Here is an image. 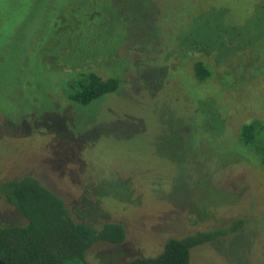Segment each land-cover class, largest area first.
I'll list each match as a JSON object with an SVG mask.
<instances>
[{"label": "rangeland", "instance_id": "374dc122", "mask_svg": "<svg viewBox=\"0 0 264 264\" xmlns=\"http://www.w3.org/2000/svg\"><path fill=\"white\" fill-rule=\"evenodd\" d=\"M113 5L0 0V183L34 176L65 201L75 220L123 224L126 240L94 244L87 252L92 263L156 256L169 238L245 219L241 230L193 247L190 264H264V163L237 142L242 124L264 120V0ZM160 35L165 48L145 63L150 56L139 46ZM192 43L205 50L188 51ZM214 46L219 66L211 64L214 50L206 51ZM77 53L98 61L73 68ZM131 56L135 72L127 67ZM198 60L212 67L205 82L192 67ZM87 72L120 76L123 87L88 106L70 101L64 84ZM182 101L227 119L203 130L206 141H213L210 132L220 137L211 163L215 185L195 184L201 172L213 173L210 162L207 169L191 162L181 178L178 149L195 147L180 132L189 122ZM204 116L197 114L198 130L207 124ZM25 222L0 191V225Z\"/></svg>", "mask_w": 264, "mask_h": 264}, {"label": "trees", "instance_id": "16d2710c", "mask_svg": "<svg viewBox=\"0 0 264 264\" xmlns=\"http://www.w3.org/2000/svg\"><path fill=\"white\" fill-rule=\"evenodd\" d=\"M113 1L114 0H111L112 5ZM113 6L114 8L116 7L115 5ZM124 7L126 11H124ZM121 8H123L124 12H128L129 10L127 6H124V3H122ZM150 19L151 17L145 16V20L148 22L147 26L151 27L154 21H150ZM154 26L151 28L153 32L155 29H157V32L159 29L160 34L161 32L163 34L164 31H167L163 28H156ZM160 37L161 35L153 37L151 45L146 46L143 44V47L139 46L141 52L150 56V59H146L145 63L152 61V58L159 54L161 49L163 50L165 48V42H163ZM93 40L94 35H89L86 45H90ZM188 48V51L205 50V48L198 43L189 44ZM219 48L215 46L206 48V51L211 52L209 50H214L216 53V57H212L213 61L211 62V64L215 66L220 65ZM100 49L102 50V48ZM179 50L181 49H178V51ZM151 52L153 53L151 54ZM80 54L82 53H77L78 56L76 57L78 62L72 65L73 68L82 67L89 62L94 63L98 61V59H93L91 56H86L85 59L82 60L81 56H83V54L81 56ZM103 55L104 58H107L105 54ZM114 56H119V54L117 55L115 52ZM129 60L130 65L127 67L135 72L133 68L138 66H134L133 63H135V65L138 64L136 63L137 58L131 56ZM209 63L208 61L198 60L192 65L195 75L200 82H205L213 74L212 67ZM139 65L140 67L146 66L145 64ZM168 82L169 81H167V83ZM64 85L68 99L82 106H88L93 101L100 99L108 93L119 92L123 87L120 76L103 79L95 72L80 73ZM168 85H171L170 82ZM188 101L189 100H187V102ZM175 102L177 103L178 101ZM187 102L184 101L183 103L186 106V115L184 116L189 120L188 127L183 125L180 132L184 135L182 137H188L192 141L191 145L193 144L195 147L188 149L180 147L178 149L180 157L174 158L178 168L181 170L183 182L184 179H186L184 175L188 167L187 165L191 162V164H193L192 166H199L202 162L206 169L208 168L207 163L210 162L211 167V163L215 160L214 153L218 150L217 143L220 137L209 131L211 134L210 138H212L213 141H206L203 136V130L207 133L206 127H208L209 124H213V120H217L218 117L220 120L223 119L221 120L222 123L226 124L227 120L225 115L223 116V114H220L221 112L219 110L197 108V106L204 107L203 104L200 105L199 103H196V106L192 104L194 110L188 107ZM199 111L204 112V121L207 124L198 130L196 117ZM198 131L201 132L198 134ZM197 134L200 138H196ZM237 142L239 145L247 148L251 154H254L257 158L259 157L263 164L264 120L252 118V120H248V122L246 121V123L242 124L238 132ZM203 143L206 145L204 144L203 146ZM205 146L209 147L207 152H204ZM241 161L242 160L236 162L238 163ZM228 166L230 165L227 164L226 167ZM212 169L213 173H210L209 177H204V172H201V174L199 173L201 177L195 181V184L198 185V183L204 179L209 181L212 185H215L214 182L217 181V168ZM211 178H213V182L210 181ZM187 181L188 180H186V182ZM184 187L186 191H188L186 184ZM0 191L6 200L12 204L17 209L18 213L26 220L24 224L0 225V258L8 264H107L105 262H90L87 259V252L89 249L98 242L121 244L126 240V228L120 222L107 221L100 224H93L75 220L70 214L65 201L34 176H24L18 179L5 180L0 183ZM187 194L189 195V192H187ZM244 225L245 219H238L232 221L229 226L222 228L217 227L206 231L198 230L181 238L172 237L166 241L161 252L156 256H141L109 264H190L191 250L193 247L211 242L226 234L237 232L241 230Z\"/></svg>", "mask_w": 264, "mask_h": 264}, {"label": "water", "instance_id": "95a60500", "mask_svg": "<svg viewBox=\"0 0 264 264\" xmlns=\"http://www.w3.org/2000/svg\"><path fill=\"white\" fill-rule=\"evenodd\" d=\"M0 264H8V263L4 262V261L0 258Z\"/></svg>", "mask_w": 264, "mask_h": 264}, {"label": "flooded vegetation", "instance_id": "af4514ba", "mask_svg": "<svg viewBox=\"0 0 264 264\" xmlns=\"http://www.w3.org/2000/svg\"><path fill=\"white\" fill-rule=\"evenodd\" d=\"M36 178V177H35Z\"/></svg>", "mask_w": 264, "mask_h": 264}]
</instances>
